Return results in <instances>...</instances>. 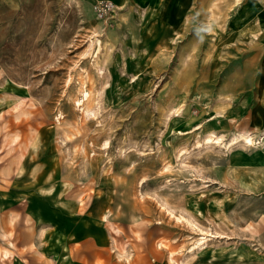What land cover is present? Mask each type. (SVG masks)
<instances>
[{"label":"rangeland","instance_id":"1","mask_svg":"<svg viewBox=\"0 0 264 264\" xmlns=\"http://www.w3.org/2000/svg\"><path fill=\"white\" fill-rule=\"evenodd\" d=\"M98 1L0 0V264H264L250 0Z\"/></svg>","mask_w":264,"mask_h":264},{"label":"bare ground","instance_id":"2","mask_svg":"<svg viewBox=\"0 0 264 264\" xmlns=\"http://www.w3.org/2000/svg\"><path fill=\"white\" fill-rule=\"evenodd\" d=\"M240 1L241 0H234L229 6H228V8H227V10L228 9H230V8H232L233 6H236V5H238L239 3H240ZM168 2V1H167ZM165 6V5H164ZM118 7V6H117ZM163 9H164V7H163ZM227 10L226 11H224L223 9H219V11H212L211 12V16H210V18H211V21L213 22V24H215V25H217L218 27H219V29H222V30H224L225 29V24H226V21H227V17H228V14H227ZM256 37H257V34H256ZM258 38V37H257ZM37 134L38 133H36V134H34L33 136H32V138H31V142H30V146H32L33 144H34V142H35V139L37 138ZM264 135V134H263ZM240 138L242 139V141L244 142V145L245 146H247V147H251V146H254V145H256L257 144V142H256V139L254 138V136L253 135H251V134H242L241 136H240ZM237 139H239V137H235L234 139H233V141H232V143L233 142H236V140ZM221 140V138L220 137H218V136H213V135H211V136H209V137H207L206 138V142L207 143H210V142H212V141H220ZM260 143V142H259ZM29 146V147H30ZM18 170H19V168H18ZM17 170V171H18ZM39 170H40V168H39V166H36L34 169H33V171H32V175H34V176H36L37 174H38V172H39ZM108 216V215H107ZM106 216V217H107ZM18 218H19V214H15V213H13V212H11V213H9V214H7L6 215V217L4 218V220H3V224L5 225V228H6V234H7V236H10V231H9V228H11V227H13L14 225H15V223H16V221L18 220ZM108 219V218H107ZM26 221L27 222H30V220L28 219V218H26ZM49 229V228H48ZM112 229L113 230H116V228L115 227H113L112 226ZM33 233H30V234H26V236H25V238L26 239H30V236L32 235ZM201 240H205V237H202L201 238ZM197 244L199 245V247L201 246V245H203V244H205V243H199V242H197ZM5 255H7V253L5 254Z\"/></svg>","mask_w":264,"mask_h":264},{"label":"built area","instance_id":"3","mask_svg":"<svg viewBox=\"0 0 264 264\" xmlns=\"http://www.w3.org/2000/svg\"><path fill=\"white\" fill-rule=\"evenodd\" d=\"M117 8V5L112 0H101L96 2L93 6V10L99 19L112 17Z\"/></svg>","mask_w":264,"mask_h":264},{"label":"crops","instance_id":"4","mask_svg":"<svg viewBox=\"0 0 264 264\" xmlns=\"http://www.w3.org/2000/svg\"><path fill=\"white\" fill-rule=\"evenodd\" d=\"M122 3L123 2H121L120 4ZM248 5L254 9L252 18H254V21L258 27L257 29L260 32L264 33V0H250V3H248Z\"/></svg>","mask_w":264,"mask_h":264}]
</instances>
